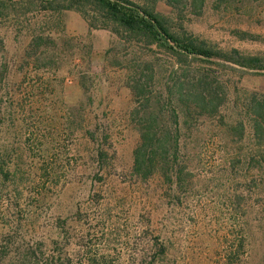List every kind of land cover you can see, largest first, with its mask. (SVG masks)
<instances>
[{"label":"trees","instance_id":"obj_1","mask_svg":"<svg viewBox=\"0 0 264 264\" xmlns=\"http://www.w3.org/2000/svg\"><path fill=\"white\" fill-rule=\"evenodd\" d=\"M160 1L171 6L176 15L172 17L159 11ZM260 2L264 0H0V17L9 15L10 10L16 15L44 11L52 17L67 10L79 12L89 30L107 29L121 45L118 52H114L115 46L105 51L99 75L90 67L89 46H83V51L72 38L61 36L60 41H55L49 35L32 34L34 28L27 27V32L31 33L27 43L19 49V77L14 91L23 94L25 103L30 106L24 126L27 147L23 152L36 166L31 165L33 169L27 174L28 215L38 208L43 198L41 186L46 188L51 176L58 177L50 162L57 157L49 150L65 148L52 135L53 129H57L52 125L54 118L52 124L45 122L46 116L40 113L38 106L53 103V80L60 88L68 82L67 77H58L57 73L75 74L78 96H86L92 103V95L101 91L100 77L108 72L116 76L120 71L122 86L131 97L128 116L138 134L132 150L131 173L142 183L157 180L160 187H164V196H171L169 190L191 192L201 160L199 154H195L196 165H191L193 155L183 154V149L192 142V147L198 146L200 151L213 148L215 144V180L219 181L215 185V203L228 213L232 230L230 240L225 236L220 238L223 245L217 263L244 264L251 228L258 227L260 236L264 237V93L254 91L233 100L218 71L201 62L263 73L264 53L216 48L188 32L181 18L185 10L200 14L207 3L215 10L236 11L243 15L249 12L251 4ZM237 34L241 39L254 38L247 31ZM3 48L0 41V50ZM8 68L6 59H0V85L7 78ZM6 98H0V103L4 99L6 109L10 108L11 114L18 111L20 116V100L14 101L11 93ZM87 101L81 99L73 106L66 104L62 123L71 134L82 131L81 136L96 146L93 154L98 162L107 155L105 145L111 134L99 120L98 111L92 114V122L87 120L85 112L91 106ZM231 101L230 107L236 115L229 116L224 112ZM33 118L39 119L41 125H35ZM204 122L210 123L207 137L193 136L203 133ZM40 126L42 131L37 132ZM47 137L52 140L43 139ZM3 150L0 176L6 180L15 172L8 163L10 151ZM40 151L41 159L36 157V152ZM240 177L243 180L240 182L247 186H243L244 189H240L238 181L235 183ZM32 186H37V197L31 191ZM175 196L178 200L179 196ZM17 226L7 233L0 245V264H169L166 261L167 237L163 236L156 220L148 219L144 223L141 219L139 222L141 230L146 228L156 235H150L154 236L150 249L135 253L134 261L122 248L107 247L119 238L108 224L98 226L88 220L87 231L74 239L80 246L76 249H66L71 244L69 236L64 237L63 243L57 238L41 236L37 239L33 221L24 224L28 236L22 238L18 236L22 224Z\"/></svg>","mask_w":264,"mask_h":264},{"label":"rangeland","instance_id":"obj_2","mask_svg":"<svg viewBox=\"0 0 264 264\" xmlns=\"http://www.w3.org/2000/svg\"><path fill=\"white\" fill-rule=\"evenodd\" d=\"M157 8L172 17L176 15L164 1L158 2ZM50 14L37 11L16 15L10 10L9 15L0 17V41L5 47L0 50V59H6L9 65L7 78L0 85V98L7 99L11 93L14 101L20 100L22 106L19 116L18 111L14 110L11 114L8 111L11 109H6L4 99L0 103V154L4 148L10 151L8 163L15 172L6 180H2L0 176V245L9 231L19 227V223L22 228L18 236H28L25 234L24 224L29 225L33 221L37 239L41 236L48 239L57 238L63 243L64 237L69 236L71 244L66 246V249H76L80 246L75 244L74 239L77 238L76 235L87 231L86 224L90 220L95 225L108 224L115 229L119 238H115L107 247L122 248L123 253L132 255L134 261L135 253L141 252V249H150L154 237L150 235H156L154 232H148L146 228L141 230L139 222L143 219L146 223L148 219H152L157 221L163 236L167 237L169 250L166 261L169 264H218V253L223 245L220 238L225 236L230 240L232 230L228 213L215 203V185L219 184V181L215 180V144L206 151H200L198 146L192 147L193 142L183 149V154L193 155L191 165H196L195 154H199L201 160L199 173H195V187L191 192L176 193L169 190L171 196H164V187H160L157 180L142 183L131 173L132 150L138 134L128 116L131 97L128 90L122 86L120 71L116 76L108 75V72L107 75L104 74L106 76L100 77L101 91L92 95V103L87 101L86 96H78L74 86L75 74H67L65 71L63 74L57 73L58 77H67L68 82L60 88L53 80V103L45 102L38 106L41 107L40 113L44 112L43 115L46 116L45 122L52 124L54 118L52 125L57 129H53L52 135L55 141H59L62 147L65 145V148L49 150L57 160L46 162H52V169L58 177L51 176L46 182V188L41 186L43 198H40L38 208L29 213L33 216L28 215L27 174L28 170L33 169L31 165L36 166L23 152L27 147L24 126L30 106L28 102L25 103L23 94L14 91V83L19 77V49L27 43L31 33L27 32V27L34 28L32 34L49 35L55 41H60L66 36L72 38L73 43L78 42L80 48L89 46L90 67L99 75L105 51L111 46L116 47L114 52L121 50V45L116 43L113 33L107 29L89 30L86 20L79 12L67 10L53 17ZM181 20L188 32L216 48H237L246 53H264V2L251 4L249 12L243 15L236 11L215 10L207 3L200 14L183 11ZM60 30L64 34L60 33ZM239 31H247L253 34L254 38L241 39L237 34ZM83 49L85 51V48ZM201 64L209 65L218 71L233 100L254 91L264 93V71L254 72L237 66L231 67L233 65L222 67L214 63ZM81 99L91 103L85 112L87 120L92 122V114L98 111V117L101 114L99 120L110 131L111 136L105 145L108 149L107 155L102 161H96L93 154L96 146L81 136L82 131L71 134V131L63 126V107L66 104L73 106ZM232 101L229 103V109L224 112L229 116L236 115L230 107L233 105ZM33 119L36 120L35 125H41L39 119ZM208 125L210 123L204 122L203 133L193 136L207 137L210 128ZM42 128L37 127V132L42 131ZM43 134H46L44 130ZM43 139L52 140L50 137ZM41 155V151L36 152V157L41 159ZM47 163L43 164L46 166ZM253 173H256L255 170ZM237 181L240 189L247 187L244 182H240L243 181L241 177L235 183ZM36 188L37 186H32L31 191L37 197ZM175 195L179 196L178 200ZM31 200L33 202L34 198ZM251 229L244 264H264V237L260 236L258 227ZM99 234L98 232L97 235Z\"/></svg>","mask_w":264,"mask_h":264}]
</instances>
